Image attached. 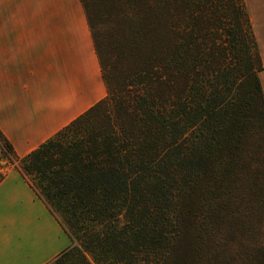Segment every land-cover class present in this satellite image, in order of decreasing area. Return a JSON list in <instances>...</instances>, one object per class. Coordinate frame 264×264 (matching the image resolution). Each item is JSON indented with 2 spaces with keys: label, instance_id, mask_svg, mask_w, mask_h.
<instances>
[{
  "label": "trees",
  "instance_id": "1",
  "mask_svg": "<svg viewBox=\"0 0 264 264\" xmlns=\"http://www.w3.org/2000/svg\"><path fill=\"white\" fill-rule=\"evenodd\" d=\"M105 95L18 156L68 236L45 264H264V96L245 0H80Z\"/></svg>",
  "mask_w": 264,
  "mask_h": 264
},
{
  "label": "crops",
  "instance_id": "2",
  "mask_svg": "<svg viewBox=\"0 0 264 264\" xmlns=\"http://www.w3.org/2000/svg\"><path fill=\"white\" fill-rule=\"evenodd\" d=\"M264 67V0H245ZM264 96V68L258 72ZM106 93L80 0H0V131L18 156ZM69 244L18 170L0 181V264H45Z\"/></svg>",
  "mask_w": 264,
  "mask_h": 264
},
{
  "label": "rangeland",
  "instance_id": "3",
  "mask_svg": "<svg viewBox=\"0 0 264 264\" xmlns=\"http://www.w3.org/2000/svg\"><path fill=\"white\" fill-rule=\"evenodd\" d=\"M2 164V170L7 172L10 168H12L10 165L5 164L4 162Z\"/></svg>",
  "mask_w": 264,
  "mask_h": 264
}]
</instances>
